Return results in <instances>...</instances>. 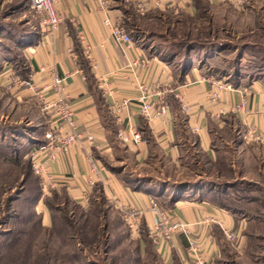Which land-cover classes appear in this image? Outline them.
Here are the masks:
<instances>
[{
    "label": "crops",
    "instance_id": "crops-1",
    "mask_svg": "<svg viewBox=\"0 0 264 264\" xmlns=\"http://www.w3.org/2000/svg\"><path fill=\"white\" fill-rule=\"evenodd\" d=\"M101 1L60 0L55 9L63 22L53 37L45 34L39 19L35 26L30 22V31L17 43L21 54L15 55L12 49L2 52L0 82L6 75L20 76L22 71V77L32 80L34 86V90L25 89L23 93H30L27 95L33 98L42 96L51 105L64 99L73 109L82 140L56 162L47 164L40 176L42 196L62 191L70 202L87 209L102 191L105 204L119 216L116 220L113 214H107V227L117 226L119 236L130 239L136 246V252L104 254L105 264L130 261L132 264H195L196 258L183 233L175 234L171 243L160 245L150 237L155 220L150 202L165 192L171 197L169 186L172 185L137 170L149 166L155 158L179 164L185 157L190 137L195 140L192 145L214 162L219 156L216 142H220V132H234V143L240 127L246 134L255 128V134L264 137V80L232 85L225 79L207 77L192 67L178 76L171 60L162 58L150 47L136 40L127 47L112 39L114 26L124 25L128 31L130 12L149 16L170 11L198 17L201 8L195 0H106V8L100 7ZM241 1L203 0L209 8L241 4ZM18 2L22 6L31 0ZM139 61L144 66L132 70ZM54 74L64 80L60 92L53 89ZM215 81L230 84L235 90L219 89L218 98L213 99L212 94L217 90ZM141 83L153 95L152 102L157 100V93L166 92L171 106L168 116L159 117L153 112L146 119L142 115L138 104ZM176 95H180L182 103ZM123 101L128 106L118 122L113 110ZM244 102L246 106L239 111ZM185 105L190 106L187 113ZM50 113V120L59 122L56 110ZM130 129L139 132L144 141L134 144L119 138L123 132L130 140ZM89 135L93 136L92 141L86 139ZM236 148L240 154V141ZM91 160L97 172L91 169ZM130 163L136 165L135 170ZM126 175L135 187L129 181L126 183ZM206 194L196 192L179 197L171 209L158 204L163 211L172 212L178 220L190 225L204 264H218L224 258V247L231 243L225 231L237 235L247 224ZM128 208L142 213L135 230L126 221L124 211ZM202 221L205 224H199Z\"/></svg>",
    "mask_w": 264,
    "mask_h": 264
},
{
    "label": "rangeland",
    "instance_id": "rangeland-1",
    "mask_svg": "<svg viewBox=\"0 0 264 264\" xmlns=\"http://www.w3.org/2000/svg\"><path fill=\"white\" fill-rule=\"evenodd\" d=\"M18 3L0 0V66L5 49L21 54L17 40L39 19L30 2ZM130 15L133 41L150 44L175 69L190 60L188 68L232 85L264 80V0L208 7L199 18L170 11ZM9 79L6 75L0 82V264H105L104 254L136 252L134 242L120 237V228L107 227V214L114 212L97 195L87 209L70 202L62 191L42 196L31 153L50 118L39 98L23 93L24 88L10 89ZM240 128L235 143L234 132H220L216 162L203 156L190 137L179 164L155 158L137 172L172 185L171 197L206 192L247 224L224 247L218 264H264V145Z\"/></svg>",
    "mask_w": 264,
    "mask_h": 264
},
{
    "label": "built area",
    "instance_id": "built-area-1",
    "mask_svg": "<svg viewBox=\"0 0 264 264\" xmlns=\"http://www.w3.org/2000/svg\"><path fill=\"white\" fill-rule=\"evenodd\" d=\"M60 0H31L30 8L38 16L40 25L43 27L45 34L53 37L57 30L60 28V24L63 22V18L58 15L55 7ZM246 2L242 0L241 3ZM108 1L102 0L100 3L101 8H106ZM112 39L118 45H126L130 47L134 45L133 38L128 33L124 25L118 24V26L113 27ZM143 61H139L133 64L132 70L136 68L143 67ZM9 80L7 81V86L11 89H27L34 90L33 82L30 79L20 77L17 75H8ZM63 78L54 74L53 79V89L57 92L62 90ZM215 88L217 90L212 94L213 99L218 98L219 89L227 88L229 90H235L230 84H222L220 81L214 82ZM139 90H141V96L138 98V104L141 110L142 115L146 119L151 118V114L156 112V115L159 117L165 118L168 116L171 106H169L166 92L157 93V100L152 102L153 95L150 90L141 83L139 85ZM177 99L182 103L183 100L180 95H176ZM43 104V109L46 111L47 115H51L50 111L56 110L59 122H48V128L45 132V143L41 144L31 153L32 159V168L36 175L41 176L44 173L47 164L51 162H56L60 156L68 152L74 145L79 143L82 140V133L79 130V126L76 124L74 119L73 109L70 108L69 104L64 100H60L51 105L50 103L44 102V98L39 96ZM246 102L242 106L238 107V110L241 111L246 106ZM128 106L126 101H123L120 105H115L114 115L117 121H121V114L123 110ZM184 111L187 113L190 111V106L185 105ZM53 115V113H52ZM131 139L129 140L123 132L119 133V138L125 140L126 142H132L138 144L143 142L144 139L139 132H136L133 129L129 130ZM255 128L251 129L246 136L250 139L264 142V137L255 134ZM247 138V137H246ZM88 141L93 140V136L89 135L86 138ZM91 169L94 172H97L95 163L91 160ZM151 211L155 215L154 224L150 231V237L154 240L156 245L163 243H171L174 239V235L177 233H183L189 242V250L194 254L196 258L195 264H204L203 260L198 255L199 245L192 236V232L189 230L190 225L184 221L178 220L172 212L163 211L161 206L154 199L150 202ZM126 221L128 222L129 228L135 230L138 227V220L140 219L141 212L136 211L135 209H125ZM199 224H205L204 221ZM225 235L233 241L238 236L233 232L225 231Z\"/></svg>",
    "mask_w": 264,
    "mask_h": 264
},
{
    "label": "trees",
    "instance_id": "trees-1",
    "mask_svg": "<svg viewBox=\"0 0 264 264\" xmlns=\"http://www.w3.org/2000/svg\"><path fill=\"white\" fill-rule=\"evenodd\" d=\"M196 1V3H197V5H198V7H200L201 8V11H200V14L202 15V13H205V11H207V9H208V6H206V4L203 2V0H195ZM200 17V15H198V17L197 18H199ZM21 38H23V36H20V38L17 40L18 41V43L19 42H22V40H21ZM146 46V45H145ZM149 46H150V44H147V48H149ZM189 61L190 60H188V61H186L184 64H182V66L180 65V66H176V68H177V70H178V73L179 74H177L176 73V75H181V74H183L185 71H186V69H188V63H189ZM172 62V61H171ZM0 69H1V66H0ZM19 75L21 76H24V74L21 72V73H19ZM235 84H237L236 82H235ZM45 133L43 134V139H42V141H40V143L37 145V147L36 148H38L41 144H43V143H45ZM36 148H34V150L36 149ZM33 150V151H34ZM32 157V156H31ZM124 180L126 181V183L128 182L131 186H133V187H135L136 186V184H134L130 179H128V178H126V176H124ZM188 187H189V185L188 184H186ZM191 185V184H190ZM99 194L97 195L98 196V198L100 199V203H102V204H105V198H104V196H103V194H102V191L100 190L99 192H98ZM195 194V193H194ZM159 196H161V197H159ZM158 197L156 196V198L154 199L155 201H157V202H159L160 204H164L165 206H168L170 209L173 207V205H174V202L176 201V199H178V198H176V196H173V197H169L168 198V196H169V194H167L166 192L165 193H163V194H161V195H159ZM201 197V196H200ZM159 198L162 200V202L163 203H161V201L159 200ZM212 200V199H211ZM213 202H215L214 200H212ZM216 203V202H215ZM219 206H221V207H225L224 205H220L219 203H217ZM50 208V207H49Z\"/></svg>",
    "mask_w": 264,
    "mask_h": 264
}]
</instances>
